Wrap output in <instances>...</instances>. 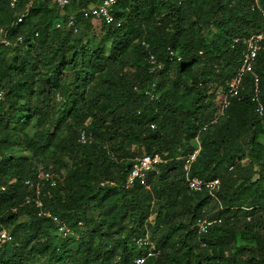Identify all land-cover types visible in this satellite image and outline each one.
Instances as JSON below:
<instances>
[{
	"label": "trees",
	"instance_id": "16d2710c",
	"mask_svg": "<svg viewBox=\"0 0 264 264\" xmlns=\"http://www.w3.org/2000/svg\"><path fill=\"white\" fill-rule=\"evenodd\" d=\"M10 1L0 0V28L11 27L14 42L0 45V231L12 239L0 244V264H135L144 250L134 238L146 233L157 254L144 264H264V115L250 74L242 98L212 122L240 65L233 39L264 30L252 9L264 0H119L120 26L78 13V32L65 26L74 4H38L12 26ZM17 1L22 9L28 0ZM255 69L264 102V49ZM153 84L156 98L146 93ZM86 123L92 145L78 143ZM197 137L191 176L221 179L217 199L187 183ZM155 153L168 161L148 174L150 187L125 188L134 159ZM39 169L61 176L46 207L78 237L25 203V181ZM206 214L224 222L200 234Z\"/></svg>",
	"mask_w": 264,
	"mask_h": 264
},
{
	"label": "built area",
	"instance_id": "2783aa9c",
	"mask_svg": "<svg viewBox=\"0 0 264 264\" xmlns=\"http://www.w3.org/2000/svg\"><path fill=\"white\" fill-rule=\"evenodd\" d=\"M83 0H28L22 9H19L18 1L11 0L10 6L12 9L16 10L15 19L12 23L13 25H19L26 21V19L31 15L32 10L36 8L38 4L48 3L51 7H65L71 4H74L75 10L73 11V16L69 17V20L65 23V26L78 32V27L76 25L75 14L82 13L85 18H98L104 21L106 24H116L120 26L122 21L117 19L114 15L115 7L119 0H98L97 2H90L88 6L79 7V3ZM182 1V0H180ZM258 8L261 12L262 17L264 18V8L261 7L256 1L252 9ZM64 25L63 22H57L56 28H61ZM11 28V27H10ZM10 28H0V45L2 46H11L14 42L9 37ZM36 36L39 35L38 32L35 33ZM18 44L24 42L23 36H18L16 38ZM143 44L149 48V44L143 42ZM241 44L243 46L240 65L231 79L228 80L227 86L228 90L225 94L220 109L218 111L217 117L212 121L216 123L220 117L226 115V111L231 105V100L233 98H242V91L245 89V78L247 75H251L253 78L251 100L256 106V112L260 115H264V102L262 101V88L261 80L259 74L256 72L255 64L257 57L261 50L264 49V30L261 32L253 33L250 36L235 37L233 39V46ZM149 62H150V71L157 72L159 70L158 60L150 50H149ZM171 56H176L173 50H170ZM178 60H181V57H177ZM156 85L153 84L152 88L147 89L146 93L151 95L152 98H156L153 93ZM5 89L0 88V100L4 98ZM197 147L193 152L189 153L185 157L184 171L187 177V183L191 189L196 191L207 190L208 193L214 198L217 199L218 192L221 190L222 182L221 179L215 178L210 180L200 179L197 177L191 176L192 164L196 161L198 155L201 152L200 140L197 137ZM96 141L94 135L88 130V123L80 127L78 132V143L80 145H92ZM168 159L163 158L159 153L155 154H144L137 156L133 161L132 169L127 177L124 187L130 189L136 182H141L147 184V176L150 172H153L161 164L167 163ZM56 177L60 179L61 176L55 175L51 171L39 169L37 174L28 178L25 181L29 193L25 196V203L30 204L36 208L40 216L48 217L53 221L57 233L63 237L69 236H79L77 230L67 223L63 218L58 214H55L52 210L46 207V199L52 197V192L50 188H55L57 186ZM102 186L105 185L103 182ZM150 186L147 184V188ZM2 191H5V188H2ZM251 218L249 217L248 220ZM222 217H212L209 214L201 217L197 221V229L200 234H208L210 230L216 225H221L223 223ZM82 226V222L79 223ZM12 237L9 235L7 230L2 229L0 231V244L11 241ZM134 243L139 249H143V255L135 259V264H144L146 260L150 257H153L157 254L154 241L151 239V236L146 233L140 237L134 238Z\"/></svg>",
	"mask_w": 264,
	"mask_h": 264
},
{
	"label": "rangeland",
	"instance_id": "374dc122",
	"mask_svg": "<svg viewBox=\"0 0 264 264\" xmlns=\"http://www.w3.org/2000/svg\"><path fill=\"white\" fill-rule=\"evenodd\" d=\"M94 34L97 35V36H102L101 28L100 27L96 28L94 30ZM195 144H196V142H195ZM134 149L136 150L137 148L134 147ZM136 152H138V151H136ZM137 155H139V154H137ZM212 212H214V210ZM229 215H230V213H226L224 216L227 218V217H229ZM261 215H263V213ZM251 244H255V242H252Z\"/></svg>",
	"mask_w": 264,
	"mask_h": 264
}]
</instances>
